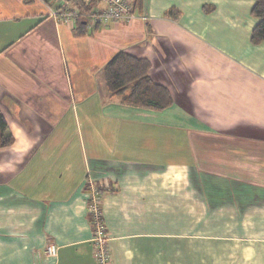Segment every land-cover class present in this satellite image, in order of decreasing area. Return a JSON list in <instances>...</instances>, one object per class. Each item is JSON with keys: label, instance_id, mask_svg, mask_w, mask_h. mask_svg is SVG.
Wrapping results in <instances>:
<instances>
[{"label": "crops", "instance_id": "1", "mask_svg": "<svg viewBox=\"0 0 264 264\" xmlns=\"http://www.w3.org/2000/svg\"><path fill=\"white\" fill-rule=\"evenodd\" d=\"M60 3L0 0V109L12 135L0 147V264H96L89 176L112 264H199V242L264 264L256 0H134V22L86 36L49 16ZM119 52L149 60L170 108L108 96L103 68Z\"/></svg>", "mask_w": 264, "mask_h": 264}, {"label": "trees", "instance_id": "2", "mask_svg": "<svg viewBox=\"0 0 264 264\" xmlns=\"http://www.w3.org/2000/svg\"><path fill=\"white\" fill-rule=\"evenodd\" d=\"M71 1L82 14L73 26L76 35L86 36L98 31L100 27L91 32L87 25V16L92 11L93 4H85L82 0ZM252 14L259 22L252 31L251 41L258 45L264 42V0H256ZM150 70L151 63L148 59L119 52L103 68L105 91L110 98H117L123 105L164 111L173 105V97L165 86L152 80ZM10 144L12 135L9 134V125L0 109V147ZM92 228L94 230L93 225Z\"/></svg>", "mask_w": 264, "mask_h": 264}, {"label": "built area", "instance_id": "3", "mask_svg": "<svg viewBox=\"0 0 264 264\" xmlns=\"http://www.w3.org/2000/svg\"><path fill=\"white\" fill-rule=\"evenodd\" d=\"M60 5L51 9L49 16L59 22L74 26L82 17L78 8L74 7L71 0H60ZM85 4L97 3L102 8H93L88 14V28L107 26L117 23H132L135 19L134 0H82ZM88 210L91 225L94 227L93 258L96 264H112L109 235L105 227L102 212V189L96 184L92 176L88 177ZM49 255H56L57 247L53 244L46 251Z\"/></svg>", "mask_w": 264, "mask_h": 264}, {"label": "rangeland", "instance_id": "4", "mask_svg": "<svg viewBox=\"0 0 264 264\" xmlns=\"http://www.w3.org/2000/svg\"><path fill=\"white\" fill-rule=\"evenodd\" d=\"M198 246H199L198 247L199 264H231L232 262L233 264H237L236 257L234 259H231L229 257L230 253H228L229 251H233L237 248L232 247L228 243L223 242L221 244V243L215 242L210 247H207L205 244H201L199 242ZM222 250H225V251H222ZM205 251L208 254H205ZM209 251H214V253L209 254ZM224 252H226V254Z\"/></svg>", "mask_w": 264, "mask_h": 264}]
</instances>
